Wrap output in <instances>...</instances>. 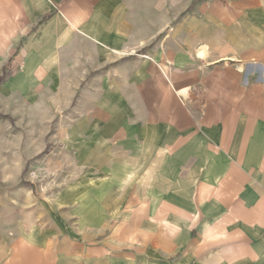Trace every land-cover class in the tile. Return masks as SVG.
<instances>
[{
  "label": "crops",
  "instance_id": "crops-1",
  "mask_svg": "<svg viewBox=\"0 0 264 264\" xmlns=\"http://www.w3.org/2000/svg\"><path fill=\"white\" fill-rule=\"evenodd\" d=\"M195 2L0 0V264H264V0Z\"/></svg>",
  "mask_w": 264,
  "mask_h": 264
},
{
  "label": "rangeland",
  "instance_id": "rangeland-1",
  "mask_svg": "<svg viewBox=\"0 0 264 264\" xmlns=\"http://www.w3.org/2000/svg\"><path fill=\"white\" fill-rule=\"evenodd\" d=\"M56 89L58 87H61V85H55ZM73 86V85H72ZM60 95V98L62 97L61 92L57 93L56 96ZM62 101H59L61 105ZM57 111V106L55 107ZM63 114L62 112L58 111L56 112V120L53 123V126H57L59 123H61ZM33 118H36V115L32 117V110H31V101L30 99L24 100V106H23V115L20 117V120H18V123H21L23 126V139H24V146L22 149L23 153V159H22V178L20 177V170H19V159H6L7 165H6V172H7V183L3 185L4 188L7 189L8 192H13L11 190L18 187V185L22 183H28L33 181L36 186L40 187L41 183L46 182L43 177H45V173L48 171L54 170V165L48 164L46 158V154L50 153L51 148L48 147V149L42 153L39 157H35V159H28L32 156L31 149L27 148L25 144L29 141V137L34 134V132L28 131L29 127L32 125ZM11 122L10 119H7V123L9 124ZM13 123V121H12ZM35 142H38L37 139H35ZM42 148H34L33 154H37L38 152H41ZM3 159H0V170H4L3 167ZM23 187L22 185H20ZM25 187V186H24ZM8 198H10L8 196ZM13 198V196H12Z\"/></svg>",
  "mask_w": 264,
  "mask_h": 264
},
{
  "label": "trees",
  "instance_id": "trees-1",
  "mask_svg": "<svg viewBox=\"0 0 264 264\" xmlns=\"http://www.w3.org/2000/svg\"><path fill=\"white\" fill-rule=\"evenodd\" d=\"M198 0H196V2H197ZM195 2V3H196ZM6 77H7V72L5 71L4 72V75L0 78V86L5 82V80H6ZM0 117H2V118H5V119H8L9 117H7V116H2L1 114H0ZM22 186H25V187H32V184H30V183H22Z\"/></svg>",
  "mask_w": 264,
  "mask_h": 264
}]
</instances>
